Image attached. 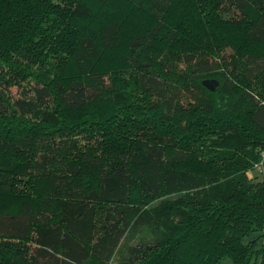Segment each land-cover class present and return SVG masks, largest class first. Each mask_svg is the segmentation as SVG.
<instances>
[{"label":"trees","instance_id":"obj_1","mask_svg":"<svg viewBox=\"0 0 264 264\" xmlns=\"http://www.w3.org/2000/svg\"><path fill=\"white\" fill-rule=\"evenodd\" d=\"M263 148L264 0H0V264H264Z\"/></svg>","mask_w":264,"mask_h":264},{"label":"water","instance_id":"obj_2","mask_svg":"<svg viewBox=\"0 0 264 264\" xmlns=\"http://www.w3.org/2000/svg\"><path fill=\"white\" fill-rule=\"evenodd\" d=\"M203 84L210 90L215 91L219 88L220 81L217 78H207Z\"/></svg>","mask_w":264,"mask_h":264},{"label":"built area","instance_id":"obj_3","mask_svg":"<svg viewBox=\"0 0 264 264\" xmlns=\"http://www.w3.org/2000/svg\"><path fill=\"white\" fill-rule=\"evenodd\" d=\"M254 168L260 172H264V148L262 149L261 159L255 163Z\"/></svg>","mask_w":264,"mask_h":264},{"label":"rangeland","instance_id":"obj_4","mask_svg":"<svg viewBox=\"0 0 264 264\" xmlns=\"http://www.w3.org/2000/svg\"><path fill=\"white\" fill-rule=\"evenodd\" d=\"M253 176H258L259 179H262L263 174L260 171L257 170H252V172H250ZM91 264H96L95 262H92Z\"/></svg>","mask_w":264,"mask_h":264},{"label":"crops","instance_id":"obj_5","mask_svg":"<svg viewBox=\"0 0 264 264\" xmlns=\"http://www.w3.org/2000/svg\"><path fill=\"white\" fill-rule=\"evenodd\" d=\"M262 174H263V176H264V172H263ZM262 179H264V177H262Z\"/></svg>","mask_w":264,"mask_h":264}]
</instances>
